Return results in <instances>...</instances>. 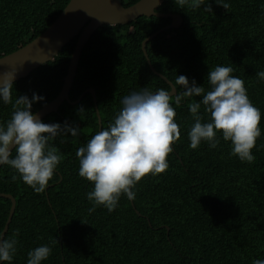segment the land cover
I'll return each mask as SVG.
<instances>
[{"label": "trees", "instance_id": "obj_1", "mask_svg": "<svg viewBox=\"0 0 264 264\" xmlns=\"http://www.w3.org/2000/svg\"><path fill=\"white\" fill-rule=\"evenodd\" d=\"M70 0H0V58L41 35ZM129 7L139 0H120ZM227 4V8L223 5ZM210 6L212 12L206 11ZM156 12L181 16L178 28L162 32L145 48L154 70L179 94L176 77L186 76L208 88L207 73L231 66L245 83L251 103L261 112V136L252 150V163L231 156L230 142L216 149L202 143L193 150L187 132L193 121L189 100L176 110L181 138L167 157L169 168L150 174L135 187L133 207L121 196L112 212L93 206L86 197L92 184L79 177L76 151L98 132L93 99L86 94L71 105L63 102L42 121L79 128L77 137H58L53 147L62 161L45 191L36 194L8 166L0 167V193L11 195L15 210L5 239L17 240L12 264H27V253L47 245L43 264H253L264 260V0H204L198 9L164 0ZM170 24V19L140 17L125 25H105L84 47L69 92L75 102L93 89L101 126L114 120L122 99L146 88L155 93L169 85L149 68L141 44ZM77 38L26 78L13 83L15 98L33 93L43 97L32 112L53 101L67 73ZM199 101V97L194 98ZM85 110L80 119L79 109ZM13 104H0V122H7ZM203 112V109H201ZM207 121V115H205ZM15 155V153H13ZM11 203L0 197V233Z\"/></svg>", "mask_w": 264, "mask_h": 264}, {"label": "clouds", "instance_id": "obj_2", "mask_svg": "<svg viewBox=\"0 0 264 264\" xmlns=\"http://www.w3.org/2000/svg\"><path fill=\"white\" fill-rule=\"evenodd\" d=\"M176 4L195 10L204 0H176ZM205 10L212 12L208 5ZM232 72L231 66L209 70L207 89L179 75L175 84L182 91L175 92L174 96L163 89L153 93L146 88L125 96L122 108L107 128L96 132L76 151L78 175L93 186L86 194L93 205L89 213L101 206L112 212L121 196L134 201V189L142 178L149 174L155 177L168 170L167 157L181 138L172 105L180 107L185 100L190 101L187 107L193 121L187 132L191 149H198L202 143L216 149L223 139L230 142L231 156L252 163L255 159L252 150L261 136V112L249 100L244 81ZM256 76L264 81V71H258ZM13 78L5 74L0 82V104H13L14 109L7 122H0V166H8L16 173L13 181L18 175L34 193L41 194L63 158L52 146L53 142L58 137H77L79 128L41 121L32 112V105L43 97L35 93L31 99L25 95L16 97L13 103ZM197 97L199 101L194 99ZM84 112L83 108L79 109L81 120ZM16 246V239H5L0 233V264H12ZM51 252L47 245L38 246L27 253V264H43ZM253 264H264V260L256 259Z\"/></svg>", "mask_w": 264, "mask_h": 264}, {"label": "water", "instance_id": "obj_3", "mask_svg": "<svg viewBox=\"0 0 264 264\" xmlns=\"http://www.w3.org/2000/svg\"><path fill=\"white\" fill-rule=\"evenodd\" d=\"M164 0H139L135 4L124 7L120 0H70L56 20L38 37L11 54L0 58V82L5 74L13 76L12 84L26 78L31 72L49 62H54L58 53L74 38H77L73 53L69 60L67 73L58 96L42 107L36 116L42 121L51 113L57 112L63 102L71 105L79 103L86 94H90L98 122V131L102 130L101 119L97 109L95 91L85 90L75 102H70L69 92L77 74L78 64L84 47L100 27L105 25H125L140 17H157L170 19V24L143 40L141 49L150 70L170 87V95L176 89L164 76L151 66L146 53V44L166 30L178 28L182 23L179 15L156 12ZM172 86V87H171ZM1 167V166H0ZM0 197L10 201L11 207L2 234L8 231L16 202L11 195L0 193ZM133 206V202L130 201Z\"/></svg>", "mask_w": 264, "mask_h": 264}]
</instances>
